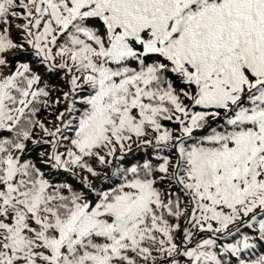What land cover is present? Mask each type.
Returning a JSON list of instances; mask_svg holds the SVG:
<instances>
[{
    "label": "snow or ice",
    "instance_id": "6c2138e0",
    "mask_svg": "<svg viewBox=\"0 0 264 264\" xmlns=\"http://www.w3.org/2000/svg\"><path fill=\"white\" fill-rule=\"evenodd\" d=\"M0 264H264V0H0Z\"/></svg>",
    "mask_w": 264,
    "mask_h": 264
},
{
    "label": "trees",
    "instance_id": "16d2710c",
    "mask_svg": "<svg viewBox=\"0 0 264 264\" xmlns=\"http://www.w3.org/2000/svg\"><path fill=\"white\" fill-rule=\"evenodd\" d=\"M53 82H55V81H53Z\"/></svg>",
    "mask_w": 264,
    "mask_h": 264
}]
</instances>
